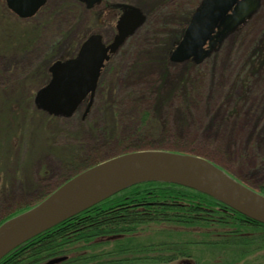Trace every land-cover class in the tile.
I'll list each match as a JSON object with an SVG mask.
<instances>
[{
	"label": "rangeland",
	"instance_id": "1",
	"mask_svg": "<svg viewBox=\"0 0 264 264\" xmlns=\"http://www.w3.org/2000/svg\"><path fill=\"white\" fill-rule=\"evenodd\" d=\"M199 1L101 0L87 8L80 0H47L33 17L23 19L0 0V220L33 206L85 166L120 153L125 145L147 146L149 138H118L129 136L137 125L131 110L158 102L159 86L170 93L162 108L169 130L160 139L163 145L206 156L240 182L260 189L264 60L251 70L245 64L264 30V0L241 29L202 61L166 62L163 57ZM115 3L139 8L144 23L106 63L85 116V102L69 117L48 114L34 99L49 65L73 54L91 33L110 42L120 14L109 8ZM110 123L120 131L109 138ZM70 149L86 160L78 164Z\"/></svg>",
	"mask_w": 264,
	"mask_h": 264
},
{
	"label": "trees",
	"instance_id": "2",
	"mask_svg": "<svg viewBox=\"0 0 264 264\" xmlns=\"http://www.w3.org/2000/svg\"><path fill=\"white\" fill-rule=\"evenodd\" d=\"M109 8L115 9L116 5ZM183 30L184 27L168 48L166 58L163 57L166 62L170 61L169 55ZM255 42L245 64L250 70L264 60V30ZM162 88L157 89L158 102L150 108L131 110L137 114V125L129 136L123 133L118 138L134 140L135 135L137 140L151 141L147 146L125 145L118 154L142 149L183 152L164 146L160 140L169 133L162 108L170 93L165 95ZM113 126L107 129L106 137L118 133L119 126ZM74 151L71 156L82 164L87 156ZM259 192L264 195V183ZM27 209L0 220V224ZM58 257L63 259L52 264H170L175 260L196 264H264V223L195 189L164 181H143L26 240L4 255L0 264H49L50 259Z\"/></svg>",
	"mask_w": 264,
	"mask_h": 264
},
{
	"label": "water",
	"instance_id": "3",
	"mask_svg": "<svg viewBox=\"0 0 264 264\" xmlns=\"http://www.w3.org/2000/svg\"><path fill=\"white\" fill-rule=\"evenodd\" d=\"M87 8L101 0H80ZM20 18L32 17L46 0H5ZM259 0H201L181 39L170 53L172 62L202 61L229 33L259 8ZM122 8L109 43L91 33L74 56L56 59L49 67L51 78L35 95L37 106L50 114L71 115L87 99L89 110L100 71L145 20L137 7ZM143 181L180 184L205 193L243 215L264 223V195L237 181L211 160L193 153L142 149L104 159L75 173L30 209L0 224V259L9 251L59 222ZM63 257L53 258L49 264Z\"/></svg>",
	"mask_w": 264,
	"mask_h": 264
},
{
	"label": "flooded vegetation",
	"instance_id": "4",
	"mask_svg": "<svg viewBox=\"0 0 264 264\" xmlns=\"http://www.w3.org/2000/svg\"><path fill=\"white\" fill-rule=\"evenodd\" d=\"M73 55V54H72ZM72 55H70V56H72ZM69 56V57H70ZM67 58V57H66ZM53 62V61H52ZM50 66V65H49ZM50 78H51V73H50V70H49V67H48V77H47V80H46V82L44 83V85L46 84V83H48V81L50 80ZM85 102V101H84ZM84 102H82V103H84Z\"/></svg>",
	"mask_w": 264,
	"mask_h": 264
}]
</instances>
